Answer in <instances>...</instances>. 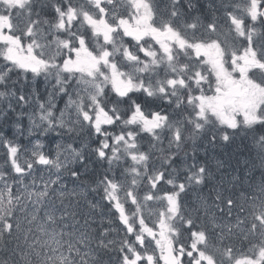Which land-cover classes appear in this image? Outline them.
<instances>
[{
  "label": "trees",
  "instance_id": "trees-1",
  "mask_svg": "<svg viewBox=\"0 0 264 264\" xmlns=\"http://www.w3.org/2000/svg\"><path fill=\"white\" fill-rule=\"evenodd\" d=\"M20 83L21 82L16 84L15 82L17 87L20 86ZM113 87L114 86L109 83L107 89L104 92L105 99L108 100L109 104L108 110L105 111L113 117H115L116 115L117 118H115V122L111 123V125L106 126V133L109 134L110 137L111 134L117 137L123 136L124 138L128 136V138H130V143L135 142V144L130 145V148L133 150V152L137 153L136 147H139L142 153L144 152L143 155L147 156L149 165L141 168V173H147L155 167L159 169V171H161L160 174H163L164 182H166L165 180L169 175V170L175 171L174 174L178 175L181 174L183 165L189 168V166L194 167L197 163L202 162L203 164L200 165L204 166V169H206L207 173H209L208 176H211L212 171L209 169V163H207V161L203 157L196 156L191 147L185 144V141L189 136L187 130L195 125L194 120L196 116L187 113L184 123H180L182 126L181 142H173V140L170 141L167 132H163L164 139L162 140L160 137V132L151 130L152 128L147 126L143 122L144 118L141 119V114L150 116L149 111L150 107L152 106V104L149 102L150 100H148L146 91H144V89L140 86H133L131 91L132 93L128 97L118 96L117 93L112 91ZM151 99L153 102H155L156 105H159L158 103L160 102L158 99ZM167 99L168 97L163 98L160 104H162V106L166 105ZM128 106L130 107L129 109ZM160 111L161 110H159V112ZM74 118H76L75 121L76 123H78V125L82 124V117L80 114L76 113L74 115ZM147 118L150 119L151 117ZM12 126L13 122L8 126V132H10L14 136L15 131ZM2 127L3 125L0 127V129ZM88 127L89 129H91L90 127H92V121H90L86 127H83V129ZM25 129H28V127L25 126ZM89 129L83 131V133L80 134L76 133L75 135H73L72 132H66L63 134L69 135L70 139L76 140L80 137H83L84 134H87ZM60 133L61 130H58L53 126L52 128L48 129V132L46 134V139L49 142L48 144H46L47 153L55 154L56 147L53 142H56L58 144L59 149H61V145L63 147L66 146V141L62 139V135L56 136ZM9 136L10 135H8V137ZM241 139L242 138L240 137L236 139V141H240V143L242 144L241 145L239 143L240 147H245L247 138L242 140ZM237 142H235L234 144L231 143L232 145H234L233 148L231 147L233 151L235 150L236 145H238ZM80 144L81 143L76 142L77 146H79ZM23 147L24 145L22 144V148ZM75 150L76 149L71 150L69 148L62 149L60 153L68 154L71 160L69 161L68 159L61 158L59 160L56 159L55 162L52 161L53 163L51 164L52 168L56 170L60 174V176H63L66 183H68L69 180V170L72 169L70 168V166H75L77 168L76 172L79 175L77 176V186H85L89 184V182H96L99 178L105 175V173L103 172L104 170L100 171L98 178H96V176L94 174H91L90 172L85 171L84 173H81L79 169L82 167L91 169L90 167L93 166L92 163L95 164V167L97 168L101 167V165L96 163V160L98 159L97 152L92 150H89L88 152L83 151V153L81 154L82 156L79 159L75 157ZM226 153L233 154L232 151H227ZM249 153L251 154L252 152ZM3 159L4 155H1L0 152V169L4 171L6 167L3 166ZM73 159L78 160V162L72 163L71 161H73ZM90 163L91 166L89 165ZM34 167L37 168V165H34ZM24 171H26V169H22L19 165H15V167L10 169L8 173L11 172L10 175L16 176L18 172ZM206 171L204 170L205 175ZM133 176L134 175L132 174L130 175L131 183L135 182L137 186L140 187H142L143 184H146L148 192L151 193L149 184H147L144 180L142 181L138 179L135 176L133 178ZM202 180L208 181V183L211 182V179L206 176H204ZM191 182H193L194 186H196L197 181L191 180ZM202 183L204 184V182ZM63 187L66 193L63 195L61 200L57 201L53 206L52 212H44L45 215L49 216V219H46L47 226L53 225V220L56 223L57 227L54 228L53 232L55 235H58L60 237L62 243L58 245V241L55 236L52 240L42 238L39 239L41 236V231L38 229V225L40 224L39 220L25 225L17 222L18 227L13 225L8 227V225H6V227L1 228L0 230V264H45L46 261H48L50 264H53L52 262L59 264L58 262H63V257L56 254L57 252H60L59 247H62L63 251L71 254V260H73L74 264H112L115 261L121 262L123 260L120 254H115L112 251L106 252L100 250V252L96 254L95 248L97 246V239H93L94 235L90 232V229H88L90 227V223L88 221H84V217L87 215L89 209L87 207V210H81L82 206L85 205V202L81 200V198H77L78 192L76 189L68 187L67 185H64ZM135 189L136 188L134 187L133 190ZM69 191H72L74 195L68 193ZM208 191L212 192V189L208 188ZM185 192L186 187H183L182 190L178 189L175 193L178 195L176 199L178 201L182 199L186 195ZM246 196H248L247 193H245V195L243 194L242 199L244 200V202H247ZM6 205L7 201L0 204V220L1 218H5L6 215L12 214V210H8L5 207ZM30 205H32V203ZM98 214L105 213L98 212ZM50 216L52 217V219ZM104 217L105 216L102 215L101 219L107 220ZM13 220H15V216H13ZM193 220L195 222V219ZM180 226L183 229V232L187 230H193L192 228H188L183 224H180ZM77 228L81 229L82 231L79 232ZM49 230L52 231V227H50ZM241 249H245V251L255 249L254 252L260 249H262L261 251L264 250L259 246L252 245L251 243H249V241L245 244V247Z\"/></svg>",
  "mask_w": 264,
  "mask_h": 264
},
{
  "label": "rangeland",
  "instance_id": "rangeland-1",
  "mask_svg": "<svg viewBox=\"0 0 264 264\" xmlns=\"http://www.w3.org/2000/svg\"><path fill=\"white\" fill-rule=\"evenodd\" d=\"M130 32H131V34H133L131 28H125V32L124 33L122 31L123 34L130 33ZM13 45L14 44L12 43V40L11 39H7V47H8V49L12 48ZM56 46H57V43H53L54 53H56V51H57ZM36 49L39 52V54L43 57L44 55L42 54V45L38 43L36 45ZM29 59H30V57L28 56L26 58V60H29ZM23 60H24L23 57L19 59L20 62H22ZM25 63H27L29 65V69H31V67L37 66V64L31 65L28 62H25ZM261 98L264 100V96H262ZM34 105H35V103H34ZM32 107H33V104H32ZM33 133H34V131L30 130V134H33ZM203 140L204 139H201L202 152L204 153L206 151L207 152V157H204L202 155H200V156L203 157L207 161V163L212 162V161L213 162H216L215 165L218 168L219 165H220V163H219L220 161H219V157L216 158V156L214 154L215 153L214 151H216V150H214L213 144L212 143L210 144V141H208V143L211 146H206L205 141H207V140H204V141ZM37 146H38V143L34 145L35 148H37ZM203 146L207 150H205ZM238 149L240 150V147ZM211 150L212 151L214 150L213 153H212ZM27 152H28V154H26L24 156V160H26V158H28L27 156H29V161L27 162V166L29 167V164L31 162V159L33 158V155H35V154L40 155V153H39V150L37 151V150L32 149V148H28L27 149ZM208 152H209V154H208ZM200 164H203V163L201 162ZM252 169L254 170V167H252V165H251L249 167V170L247 172L250 171L249 173L251 174L253 172ZM84 170H85V168H84ZM103 170H105V169L102 166L98 168V171L96 173V178H98V176L100 174V171H103ZM92 171L93 170L88 171V172L91 173ZM113 172L115 173V171H113ZM244 172H245L244 174L247 176L246 170H244ZM82 173H84V172H82ZM116 173H118L119 175L122 174L121 172H117V171H116ZM230 174H232V172L231 173L229 172L228 174L227 173H223V174L222 173H219L218 174V177H220L221 175L222 176L220 178H218L217 181L214 180L215 183L218 182L217 185H219V186H218L217 189L222 194H224L226 192H232V191H230L232 189V183H234L236 181L233 180V177H230L231 179L229 178ZM227 177H228V179H227ZM133 178H134V176H133ZM223 179L226 180V181H224ZM119 185H121L122 188L125 187L126 189H128L130 184L128 182H126L125 184H121L120 183ZM222 185H223V187H221ZM136 186H137V184L134 182V187L136 188ZM136 189H138V188H136ZM222 189H223V191H222ZM22 192H23V190L22 189H19V193H22ZM129 193L130 194H134L136 196V191H132V192H129ZM203 196L200 197L199 195H195L194 194L193 197L190 199V201L188 203V205H189V209L188 210L190 211V214L192 213L195 216H197L199 219H201V222H203L202 220L204 218H206V221H204L203 224H207V227H209L211 231H213V232L217 231L218 232V233L215 234L216 236H218V237H216V238H218V241H220V242L228 241L229 244H232L233 243L234 244L233 247L236 248L237 250H239L240 248H244L245 247V244L249 240L247 239L248 237H247V233H246L247 232V226L245 224L246 219L242 216L243 210H241L239 212V210H236L235 211L232 208L231 209H227V211L225 212V214L226 213H230V215H228L226 217V220L217 218L216 217L217 216L216 215L217 213L214 212L215 210H213V207L208 203V201L205 198V196L204 197ZM18 198L21 199V196H18ZM23 199H25V198H23ZM255 205L257 207H260L261 206V202H256ZM248 209H249V206L246 207V208H244V210H247V211H248ZM159 216L162 217L164 215L162 213H159ZM160 217H158L159 220L161 219ZM163 222L166 223L167 221L165 220ZM177 232H178L179 236H181V238L183 240L189 239L190 236L193 234V232L192 233L190 232L188 234L186 233L185 237H183L184 234H183V229L181 228V226H179L177 228ZM253 250H255V249H253ZM238 264H248V263L247 262L240 261Z\"/></svg>",
  "mask_w": 264,
  "mask_h": 264
},
{
  "label": "bare ground",
  "instance_id": "bare-ground-1",
  "mask_svg": "<svg viewBox=\"0 0 264 264\" xmlns=\"http://www.w3.org/2000/svg\"><path fill=\"white\" fill-rule=\"evenodd\" d=\"M34 104V103H33ZM148 106V105H147ZM130 107L128 106V109H129ZM151 108V107H150ZM127 109V110H128ZM131 110V109H130ZM204 141V140H203ZM202 141V142H203ZM167 146V145H166ZM168 147V146H167ZM204 147V146H203ZM204 149H205V147H204ZM205 150H207V149H205ZM215 150V149H214ZM213 150V151H214ZM239 150V149H238ZM204 151V150H203ZM209 151V150H208ZM212 151V150H211ZM210 151V152H211ZM213 151H212V153H213ZM195 154H196V156H198V157H200V155H202V156H204V157H207V152H206V154H204L201 150H194L193 151ZM215 152V151H214ZM233 153V152H232ZM212 155V154H211ZM214 155V154H213ZM217 157V156H216ZM213 158V157H212ZM215 158V157H214ZM234 158V157H233ZM190 162V161H189ZM200 163L201 162H199L198 163V165H200ZM220 163V162H219ZM90 166H91V163L89 164ZM92 167H90L91 169H89V168H87V167H85V170H84V167H82V168H80L79 169V171L82 173V172H85V171H91V170H93L92 172H91V174H94L95 176H96V173H97V171H98V168L97 167H95V164H93L92 163ZM189 165V164H188ZM98 166V165H97ZM216 166V165H215ZM253 167V166H252ZM187 168V167H186ZM88 169V170H87ZM77 170V169H76ZM211 170V169H210ZM253 170V169H252ZM104 173H105V175L104 176H108V175H113V176H116L119 180V184L121 183V184H125L126 182H128L130 185H129V188L128 189H126L125 187L123 188L124 189V191L126 192V193H129V192H132V191H136V196L139 198V199H144V198H146V197H149L150 196V193L148 192V188H147V186H146V184H143V186L142 187H140V186H137L136 188H138V189H135V190H133V188H134V183H131V178H130V175L128 174V173H125V172H121L122 174H118V173H116V171H115V173L113 172V171H111V170H104L103 171ZM231 173V172H230ZM245 173V172H244ZM246 173H247V171H246ZM209 174V173H208ZM211 174V173H210ZM223 174V173H222ZM228 174V173H227ZM230 175H232V174H230ZM93 176V175H92ZM222 176V175H221ZM220 176V177H221ZM219 177V178H220ZM224 177V176H223ZM227 179H228V177H227ZM231 179V178H230ZM134 180V179H133ZM209 180V179H208ZM217 180H218V178H217ZM222 180V179H221ZM224 180V179H223ZM224 181H226V180H224ZM221 182V181H220ZM218 183V182H217ZM216 183V184H217ZM223 183V182H222ZM231 183V182H230ZM205 184V183H204ZM233 184V183H232ZM227 185V184H226ZM229 185V184H228ZM217 186H219V185H217ZM225 186V185H224ZM221 187H223V185L221 186ZM208 188H211L212 189V192L213 191H217V187H216V185L214 184V183H208L207 185H206V191H208ZM225 189V188H224ZM222 191H223V189H222ZM231 191V190H230ZM209 192V191H208ZM212 192H209V193H212ZM244 195H245V193H244ZM204 197V196H203ZM243 197V196H242ZM245 197V196H244ZM208 201V200H207ZM244 201V200H243ZM105 218V217H104ZM201 220V219H200ZM203 221V220H202ZM190 230V229H189ZM193 231V230H192ZM192 231L190 230V231H184L183 232V237H185V235H186V233L188 234V233H192ZM262 249H260V250H257V251H255L254 252V250L253 249H250V250H248V251H245V249H243V251L250 257V258H253V259H255V260H257L258 262H263L264 263V250L263 251H261ZM260 251V252H259ZM251 253V254H250Z\"/></svg>",
  "mask_w": 264,
  "mask_h": 264
},
{
  "label": "flooded vegetation",
  "instance_id": "flooded-vegetation-1",
  "mask_svg": "<svg viewBox=\"0 0 264 264\" xmlns=\"http://www.w3.org/2000/svg\"><path fill=\"white\" fill-rule=\"evenodd\" d=\"M158 4L160 3H164L165 2V0H155ZM180 2V0H167V2H166V6H168V5H170V4H177V3H179ZM183 3H185V2H183ZM182 6L183 5H181V3H180V17H182V12L183 11H185V9L184 8H182ZM170 15H168V17H169Z\"/></svg>",
  "mask_w": 264,
  "mask_h": 264
},
{
  "label": "snow or ice",
  "instance_id": "snow-or-ice-1",
  "mask_svg": "<svg viewBox=\"0 0 264 264\" xmlns=\"http://www.w3.org/2000/svg\"><path fill=\"white\" fill-rule=\"evenodd\" d=\"M44 67H45V66H44V65L42 64V62H41V63H39V66L31 67V71L38 73V72H40L41 70H43ZM42 162H45V163H46V161H43V160H42Z\"/></svg>",
  "mask_w": 264,
  "mask_h": 264
},
{
  "label": "clouds",
  "instance_id": "clouds-1",
  "mask_svg": "<svg viewBox=\"0 0 264 264\" xmlns=\"http://www.w3.org/2000/svg\"><path fill=\"white\" fill-rule=\"evenodd\" d=\"M0 79H2V78H0Z\"/></svg>",
  "mask_w": 264,
  "mask_h": 264
}]
</instances>
